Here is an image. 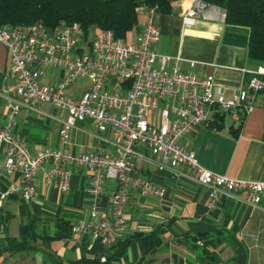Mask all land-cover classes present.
<instances>
[{
  "label": "crops",
  "instance_id": "0c3cea01",
  "mask_svg": "<svg viewBox=\"0 0 264 264\" xmlns=\"http://www.w3.org/2000/svg\"><path fill=\"white\" fill-rule=\"evenodd\" d=\"M192 3L193 0H177L172 12L156 11L151 16L147 8L141 9L139 27L132 31L130 38L150 16L161 29L157 51L181 55L182 69L211 76L223 87L225 96L231 98L250 75L245 69L258 66L249 56L250 27L205 18L186 23L183 15ZM63 75V69L48 67L41 80L55 82ZM12 79L10 52L0 40V91ZM84 79L85 89L88 80ZM116 80L119 83V79L111 81ZM74 85L68 89L72 96L77 94L75 90L70 91ZM7 111L0 95L2 123L8 121ZM65 117V111L49 102H40L38 110H21L17 114L14 129L34 151L58 147L60 118ZM263 125L264 93H259L255 107L243 122L215 107L209 121L195 127L180 142L194 150L199 162L209 169L231 176L264 179ZM235 129H239L237 135ZM99 135L91 119L79 120L71 128L67 146L76 151L115 153L112 132L104 133L106 139ZM137 149L145 157L138 159L132 176L148 178L166 186L168 191L160 197L143 195L132 188L126 207V227L112 247L71 228L66 237L46 238L60 230L63 220L72 226L81 218H90L89 207L94 195L89 187V169L75 170L70 189L63 191L50 185L45 177L46 168H40L36 193L29 201L20 193L2 197L10 183H20L21 177L0 173V264H137L141 260L142 264H264V201L259 206H251L222 194L218 205L209 209V189L193 178L194 171L188 164L178 166L183 172L179 174L160 167L156 161L162 160L161 157L153 155L147 147L137 146ZM116 185V180L111 178L104 182L100 203L106 208L111 206ZM26 223H33L37 238L26 247L8 248L11 239L22 237ZM150 234L161 241L145 252L143 237ZM203 234L208 244L197 236ZM126 242L125 255L108 261L107 257ZM210 254L215 257L211 258Z\"/></svg>",
  "mask_w": 264,
  "mask_h": 264
},
{
  "label": "built area",
  "instance_id": "2783aa9c",
  "mask_svg": "<svg viewBox=\"0 0 264 264\" xmlns=\"http://www.w3.org/2000/svg\"><path fill=\"white\" fill-rule=\"evenodd\" d=\"M143 8H147L150 16L156 12L155 7L139 9ZM150 16L132 38L102 28L87 40L80 23L64 19L55 26L41 21L0 26V40L10 52L13 75L12 81L0 91L8 109V121H0V173L21 177L20 183H10L1 195L20 193L26 201L31 200L42 167L46 168L47 182L65 191L71 187L75 170L87 168L94 195L90 218L79 219L73 231L99 239L107 247L120 239L126 227V207L132 188L143 195L160 197L168 191L166 186L148 178L132 176L138 159L145 157L137 146L159 155L162 160L156 162L160 167L179 171L181 163L188 164L194 171L193 178L209 189V209L218 205L222 194L251 206L264 201V179L209 169L199 162L194 150L180 142L195 127L207 123L215 107L243 122L264 89V64L245 69L249 77L233 97L227 98L223 87L211 76L182 69L181 55L157 51L161 29ZM226 16V9L220 5L193 0L183 19L195 23L198 18L226 20ZM190 63L195 65V61ZM48 67L63 69V77L43 82L41 77ZM84 78L88 83L83 92L78 97L70 95L69 87ZM112 79L120 81L113 83ZM40 102L53 104L65 111L66 117L60 118L59 146L34 151L14 126L21 110H38ZM161 102L163 107L159 110ZM86 119H91L100 131L99 138L106 139L104 133L112 132L115 153L76 151L67 146L71 128ZM110 178L117 185L111 206L106 208L100 197L105 180Z\"/></svg>",
  "mask_w": 264,
  "mask_h": 264
},
{
  "label": "trees",
  "instance_id": "16d2710c",
  "mask_svg": "<svg viewBox=\"0 0 264 264\" xmlns=\"http://www.w3.org/2000/svg\"><path fill=\"white\" fill-rule=\"evenodd\" d=\"M177 0H0V26L41 21L55 26L59 21L78 22L83 27L84 39L90 40L92 33L102 28L112 29L117 36L130 38L140 24V7H155L156 11L172 12ZM224 7L226 22L250 27L249 56L257 65L264 64V0H205ZM93 35V36H94ZM260 93H264V89ZM239 129H235L238 134ZM68 221H61L60 230L46 238H62L70 234ZM209 243L207 236L197 235ZM37 238L33 223H26L22 237L11 239L8 248L20 249ZM148 252L161 239L155 234L143 237ZM127 248L122 243L107 260L121 259ZM214 258V254H210ZM141 260L137 264H142Z\"/></svg>",
  "mask_w": 264,
  "mask_h": 264
},
{
  "label": "rangeland",
  "instance_id": "374dc122",
  "mask_svg": "<svg viewBox=\"0 0 264 264\" xmlns=\"http://www.w3.org/2000/svg\"><path fill=\"white\" fill-rule=\"evenodd\" d=\"M141 15H143V14H141ZM94 33H95V31L92 33L91 37H93ZM85 83H86V80L85 79H79L78 82L70 89L71 92L73 90H75V92L77 93L76 95H74L75 97H78L80 95V93L83 92L84 84ZM161 107H163L162 102L159 105V110L161 109ZM227 116L229 117V115H227Z\"/></svg>",
  "mask_w": 264,
  "mask_h": 264
}]
</instances>
